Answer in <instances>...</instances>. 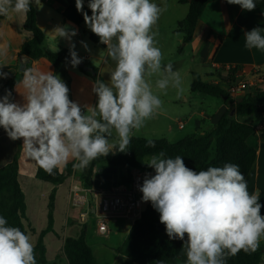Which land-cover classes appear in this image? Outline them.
I'll list each match as a JSON object with an SVG mask.
<instances>
[{"label":"clouds","instance_id":"1","mask_svg":"<svg viewBox=\"0 0 264 264\" xmlns=\"http://www.w3.org/2000/svg\"><path fill=\"white\" fill-rule=\"evenodd\" d=\"M33 0H0V16L14 13L27 21ZM42 7L41 0H34ZM242 10L253 11L256 0H226ZM75 0L88 28L106 46V59L114 62L108 83L96 79L95 103L81 105L69 98V88L59 75L35 68L23 70L24 103L0 97V127L15 141L22 139L26 155L49 175L74 160V170L83 171L110 152H127L135 132L158 115L163 101L153 88L167 94L169 87L184 93L181 73L171 62L163 64L153 28L166 11L153 0ZM59 36L76 35L65 28ZM245 47L264 51V29L244 33ZM86 47V45H85ZM7 54L0 49V56ZM72 67L82 62L70 52ZM8 73L0 71V78ZM153 78L154 81H153ZM115 133V139H111ZM156 141L146 139V147ZM154 170L146 173L139 187L143 202H151L165 225L167 236L184 241L186 264H226L243 251L255 253L264 239V215L258 192H249L239 165L225 163L206 170L187 167L182 156L159 151L144 162ZM185 237L187 239L185 240ZM0 264H37L30 234L10 226L0 216Z\"/></svg>","mask_w":264,"mask_h":264},{"label":"crops","instance_id":"2","mask_svg":"<svg viewBox=\"0 0 264 264\" xmlns=\"http://www.w3.org/2000/svg\"><path fill=\"white\" fill-rule=\"evenodd\" d=\"M173 1L174 3L188 6V4L180 3V0ZM88 2L89 0H84V11L91 15V10L87 6ZM32 4L37 13V24L44 34L43 47L53 52H59L64 49L74 51L78 58L90 62L92 66L97 68L101 78L105 83H108L109 73L113 70L115 64L110 59H106V46L100 41L95 42L91 39V35L94 33L88 28L84 19H80L72 10L71 7L76 9L75 0H41L42 7H37L34 0ZM187 13V10L184 11L181 20L186 17ZM22 20V17H17L14 13H9L8 16L0 20V49L7 50L5 56H0V71L8 73L6 79L0 78V97L5 95L7 82L12 81L15 83L13 101L20 104L24 103V89L20 83L23 79V70L35 68L44 73L52 71L54 74L59 75L69 88V98L71 100L79 102L82 106L94 104L96 99L92 92L94 80L81 71L79 67H72L71 64L67 63L62 64L60 69H56L45 57L32 60L25 56L28 58L27 63L21 62L22 46L32 38V33L24 28V23L21 25L20 22ZM181 20L179 19L177 22ZM58 27L65 28L69 33L75 29L76 35L70 36V38L61 37L56 30ZM257 27L264 29V9L255 8L253 11H246L242 10L239 5L228 4L226 0L213 1L205 7L192 41L188 44H182V49L179 53L183 54L187 46H189L194 60L196 58L199 59L201 65L211 62V66L216 69L215 73L204 72L203 74L207 77V80L199 77L203 81L219 84L225 88V83L217 79V72L222 70L224 66H240L246 72L255 70L264 72V51L245 47L244 33ZM180 41L183 43V38ZM27 65L28 67H26ZM189 73L190 75L192 74L193 78L196 76L191 69ZM189 97L187 98L186 95H183L179 101L182 104L179 106L184 107V105L190 104L189 106L192 110L191 100L195 96L189 94ZM222 101L212 115H209L206 110L198 111L197 109H194L189 114L186 122H192L193 135L196 133L203 135L206 131L214 128L219 118L227 111V106L224 100ZM165 102L170 105H178L177 102L172 100ZM163 108L166 109L162 106L158 115L166 118L168 114ZM258 119H264V113L251 118L252 121ZM153 121H158L157 115L153 120L147 121L139 132H135L133 137L147 139V134H154L156 126L151 124ZM180 124L183 125L182 128ZM185 128L186 124L183 121H179L178 129L182 131ZM111 139H115V133H113ZM181 139L173 141V143ZM248 143L257 150L256 160L246 178L248 190L250 193L253 191L258 192L260 194V202H262L264 199V156H262L264 151V128L256 129L254 134L248 139ZM22 144V139L11 140L5 130L0 127V168L15 159L18 161V181L25 196L26 218L23 223L35 246L40 233L48 226V202L54 186L36 177L37 165L26 155ZM112 155L113 153L110 152L107 156ZM74 163L76 161L70 159L67 166L62 167L59 171L65 172ZM104 168H106L105 161L100 165V169L95 170L102 171ZM143 170L154 174V170L147 165L146 169ZM117 174L118 184H120L125 173L117 171ZM81 176L82 171L72 169L71 174L57 187L53 231L44 237L46 264H69L63 254L65 240L68 237H79L83 228L87 231L90 219H93V230L98 235L93 214L89 215L85 221H81L80 213L83 211V207H74L72 205L70 189L73 185L84 187ZM133 224L134 221L131 220L117 219L111 222L113 231H111L110 235L112 233L116 235L119 230L125 231L128 235ZM69 227H78L79 235L69 236V231H72L71 234H75V230H70ZM186 239L187 237H185ZM260 244H264V239L261 240ZM121 245H115L109 249L116 253L118 257L120 256L121 261H123V256L116 251ZM180 264H186L185 251L184 256L180 258Z\"/></svg>","mask_w":264,"mask_h":264},{"label":"trees","instance_id":"3","mask_svg":"<svg viewBox=\"0 0 264 264\" xmlns=\"http://www.w3.org/2000/svg\"><path fill=\"white\" fill-rule=\"evenodd\" d=\"M213 1L219 0H180V3L188 4V13L183 20L178 22L176 29L183 34V44L192 41L205 7ZM71 8L80 19H84L82 13L73 7ZM256 8L264 9V0H256ZM4 17L0 16V20ZM24 28L32 33V38L22 46V55L32 60L45 57L56 69H60L62 64L69 63L70 50L64 49L53 52L43 47L44 34L37 24V13L33 4H31V10L27 14ZM91 39L95 42L99 41V38L94 34L91 35ZM181 49L182 47L179 51ZM83 62L97 74L93 76L80 68L81 71L89 75L94 81L96 79L104 81L97 68L86 60ZM241 69L240 66H236L229 72L222 69L217 72V79L224 83L234 81V74ZM14 84L12 81L6 84V90L12 93V101ZM190 89L192 92L204 93L224 100L227 111L219 118L213 129L206 131L203 135L186 136L175 143L166 139H153L156 141L154 148L146 147L145 138L132 137L127 152L116 151L112 156L99 157L93 160L82 171V185L85 188L93 187L95 169H100L103 161H105L106 167L110 166L117 169L119 173H125L120 184H128L131 171L133 169H146L144 162L147 157L159 151H164L167 156L173 158L182 156L185 165L196 171L206 170L209 166L222 167L225 163L237 164L247 178L257 157V150L248 143V139L256 131L255 125L257 124L251 118L264 113V89H251L236 104L232 103L225 88L219 84L203 81L199 76H194ZM18 168L16 159L0 168V216L5 217L10 226L18 227L27 234L23 223L26 218L25 196L18 181ZM72 169L73 166L71 165L65 172L56 169L54 174L49 175L37 166L36 177L54 186L48 202V226L40 233L34 246L37 264L47 263L44 237L53 231L57 187L71 174ZM261 204L264 205V199ZM261 214L264 215V207L261 209ZM183 245V241L172 240L167 236L165 225L159 221V213L153 208L151 202H147L141 217L134 221L127 242L119 246L116 251L123 256V261L119 264H180V258L184 256ZM63 254L69 264H98L93 249L87 242L85 228L81 230L79 237H68L65 240ZM263 261L264 244H260L255 253L248 254L241 251L235 256L228 257L226 264H261Z\"/></svg>","mask_w":264,"mask_h":264},{"label":"rangeland","instance_id":"4","mask_svg":"<svg viewBox=\"0 0 264 264\" xmlns=\"http://www.w3.org/2000/svg\"><path fill=\"white\" fill-rule=\"evenodd\" d=\"M153 2L162 7L165 4L167 6L166 11L161 14L156 26L153 28V32L156 33V46L160 48L163 54L162 63L167 64L171 62L173 69L178 70L181 73L184 88L183 95H186L187 98H190L189 94L195 96V99H190L192 102L191 110L189 106L190 104L180 107V104H182L179 102L181 97L177 98L176 89L169 87L167 89V94H164L158 89H155V87L153 88L154 92H156V94L159 95L163 101L162 106L166 108L163 109L168 114V116L164 118L161 115H157L158 121L151 122V124H155L156 132L154 134H147L146 137L151 139H166L173 143V141L193 135V124L192 122L187 123L186 121L189 117V114L192 113L194 109H197L198 111L206 110L209 115H212V113L217 109L218 105L223 102V99L191 92L190 82H192L193 77L192 74L190 75L189 73L190 69L195 73L196 76H200L206 80L207 77L204 76L203 73L206 71L215 73L216 69L211 66V62L201 65L199 63V59L196 58L194 60L189 46H187L183 54L179 53V49L183 44L180 41L183 38V34L176 30L178 27L177 21H179V19L181 20L184 11H188V6L174 3L173 0H153ZM154 79L155 78H153V81ZM167 100L175 101L178 105L173 103V105H170L165 102ZM179 121H183L186 124V128L182 131L178 129ZM263 121L264 119L256 120L257 124L255 126H258ZM262 153V156H264V151ZM92 223H94V221L93 219H90V222L88 223V230L86 231V239L88 244L93 249L98 264H118L119 261H121L120 256L118 257V255L113 253L109 248L115 245L125 244L128 237L127 233L123 230H119L116 235L112 233V235L103 238L99 235H96L93 230ZM71 229L75 230V234H71L72 231H69V236L79 235L78 227L70 228V230ZM261 264H264V261Z\"/></svg>","mask_w":264,"mask_h":264},{"label":"built area","instance_id":"5","mask_svg":"<svg viewBox=\"0 0 264 264\" xmlns=\"http://www.w3.org/2000/svg\"><path fill=\"white\" fill-rule=\"evenodd\" d=\"M213 66L216 67L214 64ZM235 67L227 65L223 69L229 72ZM234 78V81L226 82L224 85L233 104H236L242 96L253 88L264 89V72L262 71L246 72L241 69L234 74ZM180 127L182 128L183 125L180 124ZM261 128H264V121L256 126V129ZM98 171L95 170L96 173ZM146 173L149 172L133 169L128 184H118L109 190L73 185L70 189L72 205L83 207L80 220L85 221L89 215L93 214L97 233L103 238L110 236L111 222L120 218L131 221L138 220L147 203L142 201V193L139 190Z\"/></svg>","mask_w":264,"mask_h":264},{"label":"water","instance_id":"6","mask_svg":"<svg viewBox=\"0 0 264 264\" xmlns=\"http://www.w3.org/2000/svg\"><path fill=\"white\" fill-rule=\"evenodd\" d=\"M20 60L22 63H27L28 58L24 55L20 56ZM72 57L69 59V64H71ZM72 65V64H71ZM76 67L83 69L86 72L91 73L95 76L97 73L89 66H87L83 60ZM225 99V97H224ZM118 185V174L117 169H114L110 166L104 168L102 171H98L94 175L93 186L96 189H111Z\"/></svg>","mask_w":264,"mask_h":264}]
</instances>
